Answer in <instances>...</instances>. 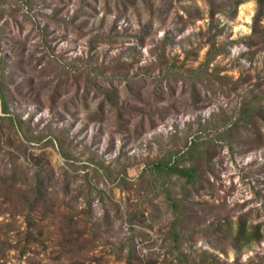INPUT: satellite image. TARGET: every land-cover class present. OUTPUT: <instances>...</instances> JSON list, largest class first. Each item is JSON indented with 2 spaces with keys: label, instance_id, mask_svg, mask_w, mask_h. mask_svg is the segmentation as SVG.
<instances>
[{
  "label": "rangeland",
  "instance_id": "obj_1",
  "mask_svg": "<svg viewBox=\"0 0 264 264\" xmlns=\"http://www.w3.org/2000/svg\"><path fill=\"white\" fill-rule=\"evenodd\" d=\"M249 88L258 0H0V264H163L167 196L191 258L264 264V120L228 122ZM197 137L194 190L149 173ZM239 218L259 243L213 237Z\"/></svg>",
  "mask_w": 264,
  "mask_h": 264
},
{
  "label": "trees",
  "instance_id": "obj_2",
  "mask_svg": "<svg viewBox=\"0 0 264 264\" xmlns=\"http://www.w3.org/2000/svg\"><path fill=\"white\" fill-rule=\"evenodd\" d=\"M258 3L262 6L264 5V0H258ZM198 72H201V69L199 71H193V74L196 75ZM5 110L3 107L4 112ZM259 117L261 120H264V92H255L253 88H249L241 95L238 105L232 116L228 119V122H230L231 127H235L240 123L247 125L250 121L255 124L259 120ZM261 137L262 132L259 130L254 135V138L257 140ZM204 144L200 137L193 139L190 144L185 145V152L171 155L168 159L159 160L155 165H152L149 173L154 175L155 171L167 179L174 178L176 181H181L182 187L185 190L188 187L194 190L198 184L200 178L198 175L200 173L192 159L199 158L198 156L202 152L198 150V147ZM41 171V168H39L35 175L37 184H39L40 178L38 176L41 174ZM185 201L186 198L184 196H181V198L167 196L166 198V202L171 209V219L166 231V236L169 239L170 259L166 260L163 264H221L220 259L208 251H202L197 256L191 258L190 254L187 255V251L183 249L184 242L192 234L181 227L184 216L180 215L179 207ZM217 223L214 227L215 229H211L214 231L213 237L218 238L221 242L227 239L235 249L250 248V246L259 243L263 236L260 224L248 225L241 218L235 223L225 220ZM126 264H130L129 261Z\"/></svg>",
  "mask_w": 264,
  "mask_h": 264
}]
</instances>
